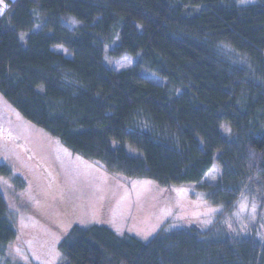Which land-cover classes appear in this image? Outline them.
Segmentation results:
<instances>
[{"label": "trees", "instance_id": "16d2710c", "mask_svg": "<svg viewBox=\"0 0 264 264\" xmlns=\"http://www.w3.org/2000/svg\"><path fill=\"white\" fill-rule=\"evenodd\" d=\"M7 2L0 94L25 119L113 175L183 187L217 165L202 189L223 214L246 195L264 208V0ZM106 57L134 65L117 72ZM221 218L148 242L75 226L59 264H264L256 228ZM16 237L0 190V258Z\"/></svg>", "mask_w": 264, "mask_h": 264}, {"label": "rangeland", "instance_id": "374dc122", "mask_svg": "<svg viewBox=\"0 0 264 264\" xmlns=\"http://www.w3.org/2000/svg\"><path fill=\"white\" fill-rule=\"evenodd\" d=\"M0 5L3 14L7 0H0ZM54 50L70 57L62 46ZM105 61L117 72L134 65L130 57ZM148 78L162 83L157 76ZM219 174L215 165L206 181L183 187L110 174L99 162L72 152L25 119L0 94V190L17 232L0 264L61 263V241L75 226L105 225L119 235L148 242L162 229H206L222 214L226 227L236 234H248L254 227L264 240V208L254 195L241 197L226 214L208 199L202 188Z\"/></svg>", "mask_w": 264, "mask_h": 264}, {"label": "snow or ice", "instance_id": "6c2138e0", "mask_svg": "<svg viewBox=\"0 0 264 264\" xmlns=\"http://www.w3.org/2000/svg\"><path fill=\"white\" fill-rule=\"evenodd\" d=\"M2 9H0V14H2ZM242 207H246V205H242ZM253 210H255V206H253ZM17 251H19V250H17Z\"/></svg>", "mask_w": 264, "mask_h": 264}, {"label": "water", "instance_id": "95a60500", "mask_svg": "<svg viewBox=\"0 0 264 264\" xmlns=\"http://www.w3.org/2000/svg\"><path fill=\"white\" fill-rule=\"evenodd\" d=\"M0 32H1V27H0Z\"/></svg>", "mask_w": 264, "mask_h": 264}, {"label": "built area", "instance_id": "2783aa9c", "mask_svg": "<svg viewBox=\"0 0 264 264\" xmlns=\"http://www.w3.org/2000/svg\"><path fill=\"white\" fill-rule=\"evenodd\" d=\"M0 8H1V5H0Z\"/></svg>", "mask_w": 264, "mask_h": 264}]
</instances>
